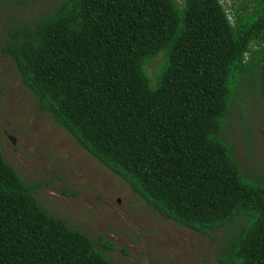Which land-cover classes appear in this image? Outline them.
Instances as JSON below:
<instances>
[{
  "label": "trees",
  "instance_id": "obj_1",
  "mask_svg": "<svg viewBox=\"0 0 264 264\" xmlns=\"http://www.w3.org/2000/svg\"><path fill=\"white\" fill-rule=\"evenodd\" d=\"M1 49L38 108L148 208L224 229L217 264H264V176L221 137L247 75L264 104V0H60ZM39 186L0 150V264H119L44 209Z\"/></svg>",
  "mask_w": 264,
  "mask_h": 264
},
{
  "label": "rangeland",
  "instance_id": "obj_2",
  "mask_svg": "<svg viewBox=\"0 0 264 264\" xmlns=\"http://www.w3.org/2000/svg\"><path fill=\"white\" fill-rule=\"evenodd\" d=\"M60 0H0V150L22 181L38 183L34 195L56 217L66 219L119 264H217L226 235L196 233L153 212L130 187L41 111L22 83L9 55L2 52L6 30L32 25ZM236 3L242 0H234ZM228 8L233 0H221ZM162 54L149 60L152 78ZM257 76L245 77L221 137L234 145L241 169L264 176V104Z\"/></svg>",
  "mask_w": 264,
  "mask_h": 264
}]
</instances>
